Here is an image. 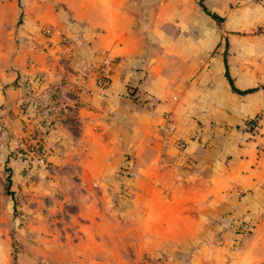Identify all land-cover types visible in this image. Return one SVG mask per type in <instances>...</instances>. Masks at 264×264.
I'll use <instances>...</instances> for the list:
<instances>
[{"label": "crops", "instance_id": "crops-1", "mask_svg": "<svg viewBox=\"0 0 264 264\" xmlns=\"http://www.w3.org/2000/svg\"><path fill=\"white\" fill-rule=\"evenodd\" d=\"M202 4L163 0L141 19L136 0H0V48L24 42L0 85L26 81L36 103L61 105L50 136L87 145L105 172L130 154L127 185L91 172L85 189L118 192L146 240L191 242L192 264H264V0ZM12 92L19 104L26 90Z\"/></svg>", "mask_w": 264, "mask_h": 264}, {"label": "rangeland", "instance_id": "rangeland-1", "mask_svg": "<svg viewBox=\"0 0 264 264\" xmlns=\"http://www.w3.org/2000/svg\"><path fill=\"white\" fill-rule=\"evenodd\" d=\"M162 2L136 0L138 16L145 19L150 10L154 19ZM1 41L0 78L15 75L11 61L24 47L20 37ZM7 80L0 85V234L10 244L11 264L20 254L32 264H192L191 242L146 240V227L136 224L118 192L109 194V203L98 191H86L91 172H100L95 182L127 185L121 176L132 175L129 153H122L115 171L93 168L85 159L87 145L50 136L58 113L40 108L49 103H36L31 83ZM21 86L26 92L17 104L12 90ZM41 148L48 150L44 163L38 161Z\"/></svg>", "mask_w": 264, "mask_h": 264}, {"label": "built area", "instance_id": "built-area-1", "mask_svg": "<svg viewBox=\"0 0 264 264\" xmlns=\"http://www.w3.org/2000/svg\"><path fill=\"white\" fill-rule=\"evenodd\" d=\"M45 34L50 36L53 35L56 32V30H52L50 28H46L44 30ZM257 33L264 36V20L262 24L258 27ZM115 59L112 58H106L103 61L102 66L99 68L97 72V85L99 88H104L107 86L109 78H110V70L113 63H115ZM40 108H43L47 112H55L59 113V111L62 110V106L57 103H49V104H39ZM168 123L172 122L170 114L165 116ZM255 120V119H254ZM48 154V150H45L44 148H41V150L38 153V161L40 163H44L46 156Z\"/></svg>", "mask_w": 264, "mask_h": 264}, {"label": "trees", "instance_id": "trees-1", "mask_svg": "<svg viewBox=\"0 0 264 264\" xmlns=\"http://www.w3.org/2000/svg\"><path fill=\"white\" fill-rule=\"evenodd\" d=\"M199 1H200V4H201L202 8L205 9L204 6H203V4H202V1L203 0H199ZM207 13H209V12H207ZM211 15L214 16V17H216L215 14H211ZM247 123H253V121H248ZM6 169L8 170V174L6 175V179H7L6 189H7V191H9V188H10L11 183H12V179H11V172L9 170L10 168L9 167H6Z\"/></svg>", "mask_w": 264, "mask_h": 264}]
</instances>
